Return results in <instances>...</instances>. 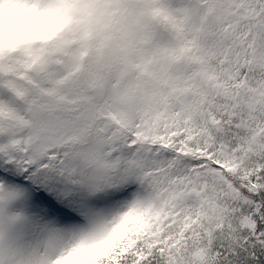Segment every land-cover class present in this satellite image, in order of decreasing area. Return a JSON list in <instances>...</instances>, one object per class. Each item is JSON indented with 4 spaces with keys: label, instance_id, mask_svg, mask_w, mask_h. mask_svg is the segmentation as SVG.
<instances>
[{
    "label": "snow or ice",
    "instance_id": "6c2138e0",
    "mask_svg": "<svg viewBox=\"0 0 264 264\" xmlns=\"http://www.w3.org/2000/svg\"><path fill=\"white\" fill-rule=\"evenodd\" d=\"M0 264H264V0H0Z\"/></svg>",
    "mask_w": 264,
    "mask_h": 264
}]
</instances>
